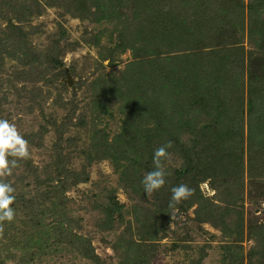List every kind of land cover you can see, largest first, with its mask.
Instances as JSON below:
<instances>
[{
    "label": "rangeland",
    "instance_id": "1",
    "mask_svg": "<svg viewBox=\"0 0 264 264\" xmlns=\"http://www.w3.org/2000/svg\"><path fill=\"white\" fill-rule=\"evenodd\" d=\"M36 1L37 8L24 1L29 14L0 7V119L15 123L31 153L7 178L15 189V219L4 224L0 264H94L88 249L101 264H124L126 244L144 240L153 219L161 218L149 264H264V138L253 140L248 127L252 76L256 83L264 79L258 35L244 33L243 64L232 72L237 53L224 56L217 44L199 48L191 29L193 18L199 24L220 0H121L114 9L110 0H85L87 12L76 9L78 0ZM232 1L242 2L247 20L252 0ZM259 15L264 22V10ZM162 21H168L164 35ZM225 63L228 72L218 70ZM177 99L183 107L172 103ZM189 100L200 108L189 110ZM130 123L164 135L142 143ZM212 125L208 134L215 140L217 125L237 134L218 145L212 160L190 167L193 138L200 140L202 128ZM114 141L124 154L137 155L131 145H144L145 159L171 141L168 177L173 168L190 173L168 184L195 190L198 180V198L176 212L161 190L151 196L137 190L124 171L129 160L95 149ZM56 161L64 171H54ZM148 166L138 175L153 170ZM49 174L55 177L46 181ZM223 178H238L241 186L229 194L232 184ZM110 200V208L119 209L108 222Z\"/></svg>",
    "mask_w": 264,
    "mask_h": 264
},
{
    "label": "trees",
    "instance_id": "2",
    "mask_svg": "<svg viewBox=\"0 0 264 264\" xmlns=\"http://www.w3.org/2000/svg\"><path fill=\"white\" fill-rule=\"evenodd\" d=\"M24 1L25 0H0V7L2 6H8L11 7V9L13 10V12H15L16 14H29L31 12V9L27 6L24 5ZM33 8H37L38 4L36 0H30ZM46 1V0H45ZM84 1L85 0H78L75 1L74 3H78L76 6L77 10L82 9L83 11L87 12V9L84 10ZM98 1V0H96ZM129 1V0H128ZM146 2L148 1H156V0H145ZM203 1V0H202ZM99 2V1H98ZM161 2V1H160ZM47 3V2H46ZM100 3V2H99ZM163 3V2H162ZM203 3V2H202ZM48 4V3H47ZM121 4V0H110V2L108 3V7L114 9L115 7H119ZM15 5V7L13 6ZM129 5L131 6V10L133 14L137 13V9L135 8V6L133 5V3H129ZM204 5V4H202ZM200 5V6H202ZM97 6H99V4L97 3ZM128 5L125 4L124 9L127 7ZM165 6V4H164ZM160 9L163 10V7L160 5ZM169 10V9H167ZM244 7L242 2L241 3H236L233 2L232 0H220V2L218 3L216 10H213L211 14H209V16H204V20H200L199 24L197 22V18L194 17L195 14H191L192 17H194L193 19L195 20V28L192 32H196L197 38L194 37V41L198 42L199 44L197 45L199 48H201L202 44H210L207 46H213L214 44H217L218 47H221L223 49V53L224 56L227 54H231L230 51L236 52L237 54H235L236 56H238V62L233 64V70L232 72H235L238 68L242 67V57L243 54L245 53L244 51V47L242 45V41L241 38L244 37V33H246L247 35L251 36L252 34L256 33L258 35V40L257 41L260 45H262L263 49H264V22H261L260 20V12H262L264 10V0H252L250 1L249 5H248V17L247 20H244ZM207 12H210V9L208 8V10H206ZM102 12L106 13L105 8L102 10ZM167 17L169 18V23L171 24V22L173 21V18L170 16V14H167ZM164 16V15H163ZM164 18V17H163ZM167 21V22H168ZM203 21V22H201ZM164 23V30L162 32V35L165 34V32L167 31V22L165 23L164 21H162ZM201 22V23H200ZM256 27V28H255ZM255 28V29H254ZM198 29V30H197ZM183 30L188 31V27H183ZM207 40V41H206ZM206 46V47H207ZM198 49V48H197ZM194 52V51H193ZM200 51H197V54H199ZM248 53H251L250 50L248 51ZM264 55V54H262ZM171 64V63H170ZM229 63H225L223 65H219L218 66V70H222V72H228L229 67L228 66ZM264 65V63H263ZM171 66V65H170ZM182 68V65H179ZM171 68H173L175 70L174 67L171 66ZM251 68V65H250ZM264 68V67H263ZM183 70V69H182ZM195 81H197V79H194ZM252 80L253 84L251 86V93H250V99H249V113H250V119H249V129H250V133H251V138H253V140H256V142H261L262 139L264 138V135H262V133H264V79L263 80H259L257 83L256 78H253L252 76ZM263 81V82H262ZM198 82V81H197ZM260 83H263L261 86ZM161 88L163 89L164 86L162 85ZM159 91V90H158ZM162 91V90H161ZM166 90H163L159 96L160 99L162 97L163 94H165ZM143 95V93H141ZM189 98H192L189 97ZM127 99L129 100L130 97L127 96ZM133 99V98H132ZM179 100L177 99V101H174L172 103H174V105H178L179 104ZM189 104L186 105V107L191 110V111H197V108H200L199 104L195 101V100H189L188 101ZM153 105V102H152ZM179 107H183V102L182 104H179ZM193 117V115H192ZM254 120V122H253ZM131 125V126H130ZM129 126L131 128H128V130H132L134 133H137L136 136H140L138 137L142 143L148 144L150 145L148 142L153 139V138H159L162 137L164 135V133H162V131L158 128H151V127H147L145 130L140 131V129H138V127L135 125H132V123L129 124ZM205 129L202 132V136L201 139H195L193 138L192 140V146L190 148V161L192 162V164H190V167H197V165H201V160L203 159H210L212 160V155L214 153L215 150H218V145L220 143H223L226 141V139H228V137H233V133L237 134L235 131V128L232 126H226V127H219V125H217V132H219V136L218 139H214L213 137H211L210 134H208V132L212 131L214 129V125L212 126H205L202 128V130ZM127 130V129H126ZM127 130V131H128ZM154 130V131H153ZM237 130L241 133V127H238ZM253 130H257L256 136L253 135ZM139 133V135H138ZM151 136H149V135ZM146 135V136H144ZM155 136V137H154ZM150 137V138H149ZM137 138V137H136ZM140 142V143H141ZM264 145L262 142L260 143V146ZM96 146V145H94ZM131 147H134V150L137 152V155H132L131 153L124 154L125 152V148H123V146H120L118 144V141H114L111 144H106L104 145V147L101 148H95L96 151L100 150L106 154H109L110 156H112L114 158V160H117L119 158H126L127 160H129V163L124 165V171H126V176L128 178V181H130L131 183H133L132 185L135 186V188H137V190H143V186L135 180L137 179L138 181H142V177L140 175H138L139 170H142V168H146L148 165V167L153 168V155L149 156L148 159H145L142 155H141V151L142 148H144L145 146H141L140 144H136V145H131ZM148 147V146H147ZM238 147V145H237ZM89 150V149H87ZM86 150V151H87ZM90 153H92V150H89ZM100 155H97V157H99ZM219 161V160H218ZM190 162V163H191ZM197 163V165L195 164ZM55 170L57 171L59 169L63 170L62 168H59L58 165V161H56L54 164ZM173 172H174V176L173 177H166V184L164 186V188L161 189V193L160 195H165L167 194L169 201L171 199V191H169V188L171 189L174 184L170 183L168 184L169 181H175V179H179V177L184 176L186 178V176L190 173V170L188 168H184V169H180V168H173ZM64 171V170H63ZM55 176L49 174L47 177L46 181H51L54 179ZM202 178V177H201ZM238 178L229 181V179H222V181H224L226 183V185H229V183H231L232 185L229 186L230 190H229V194L232 193L233 190H237L239 186H241V182L239 180H237ZM136 181V183H134ZM136 184L138 186H136ZM198 180H195V192H194V198H198ZM47 188L50 190L49 184L46 185ZM235 186V187H234ZM55 188L51 189L50 191H54ZM169 193V194H168ZM192 196V197H193ZM199 197H201V195L199 194ZM111 203L115 204V201L110 200V204L109 207L107 209H105V213H106V217L109 220L111 219V215L113 214V210L114 209H119L118 206L116 205V208L111 207L110 205ZM117 203V202H116ZM211 205L213 204L212 202L210 203ZM162 210V209H161ZM161 210H158L157 213H159ZM152 217H150L151 219ZM161 222H159L157 219H153V223L156 226H153V228L151 230H148V232H152V234H148L145 233L144 240L139 241V243H135V242H130L129 244H126L127 249H129V254L127 255L128 259L127 261H125L124 264H149V257L150 254L152 252H156V247H157V238L156 235L154 233H156L159 229V226L157 225H162V218L160 219ZM263 237H261L260 240H262L261 243L264 244V235H261ZM125 238V237H124ZM145 239L147 241H145ZM264 250V248H263ZM87 255L89 258H91L94 261V264H101L99 262V259L97 257V255L93 252L92 249H88L87 250ZM229 252L233 255V252L231 250H229ZM231 258V257H230ZM236 262H239V259L237 258L235 260ZM22 264H26V260L22 259L21 260ZM222 263H224V259L222 260ZM228 264V262H227Z\"/></svg>",
    "mask_w": 264,
    "mask_h": 264
},
{
    "label": "clouds",
    "instance_id": "3",
    "mask_svg": "<svg viewBox=\"0 0 264 264\" xmlns=\"http://www.w3.org/2000/svg\"><path fill=\"white\" fill-rule=\"evenodd\" d=\"M172 147V142L168 141L154 150L153 170L147 172L141 181L146 196L164 188L169 175L165 165L170 159L169 149ZM30 158L29 141L20 133L15 123L0 119V237L4 234L5 222L11 223L15 219V209L12 207L16 200L15 189L7 182V178L13 174L19 160L27 161ZM170 191V207L178 212V205L190 199L195 190L187 184H180L173 186Z\"/></svg>",
    "mask_w": 264,
    "mask_h": 264
},
{
    "label": "water",
    "instance_id": "4",
    "mask_svg": "<svg viewBox=\"0 0 264 264\" xmlns=\"http://www.w3.org/2000/svg\"><path fill=\"white\" fill-rule=\"evenodd\" d=\"M66 78H67V83L70 84L72 82V79L68 73L66 74Z\"/></svg>",
    "mask_w": 264,
    "mask_h": 264
}]
</instances>
